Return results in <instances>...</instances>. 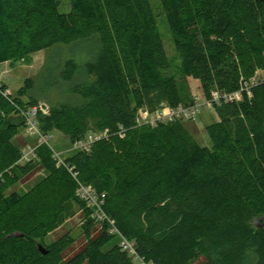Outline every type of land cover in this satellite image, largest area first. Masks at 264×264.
<instances>
[{
    "label": "trees",
    "instance_id": "trees-1",
    "mask_svg": "<svg viewBox=\"0 0 264 264\" xmlns=\"http://www.w3.org/2000/svg\"><path fill=\"white\" fill-rule=\"evenodd\" d=\"M69 2L63 13L59 0H0V65H30L46 52L41 73L16 97L0 86V264H138L120 237L92 218L49 145L18 164L22 110L41 100L50 108L37 117L44 136L60 132L75 144L108 131L90 153L76 151L65 164L106 195L105 213L139 258L264 264V0H160L179 79L150 0ZM188 79L200 82L206 101L219 95V121L206 127L210 147L184 120L154 127L136 121L140 110L192 106ZM236 94L239 100L226 98ZM38 167L47 173L29 191L6 195V186ZM74 207L86 215V244L69 256L74 236L46 239L75 216Z\"/></svg>",
    "mask_w": 264,
    "mask_h": 264
},
{
    "label": "rangeland",
    "instance_id": "rangeland-1",
    "mask_svg": "<svg viewBox=\"0 0 264 264\" xmlns=\"http://www.w3.org/2000/svg\"><path fill=\"white\" fill-rule=\"evenodd\" d=\"M59 1L61 3V12L68 13L71 9L69 0ZM150 1L157 19V25L160 34L164 41L168 58L172 63V67L177 75V78L179 79L181 77L179 72V67L181 64L172 41L168 24L161 8L160 0ZM31 61L32 62L30 65H27L26 62L17 63L14 67L11 66L10 62L0 65V86H5L7 88L6 93L8 96L12 95L13 97H16L17 92L24 86V83L27 79L36 78L39 76L46 62V52L42 51L34 54ZM258 76L264 78V71L259 72ZM186 90L188 92V96L193 98L195 102L197 101L201 106L207 103L206 99L204 98V94L199 81L188 79ZM53 99L54 101H56L58 100V97L54 96ZM27 100L28 99L25 98V101ZM41 104L48 105L47 101L45 100H41ZM29 108L30 107L26 106L22 111H26V113H28ZM218 121L219 117L215 112L214 107H208L206 105L201 108V112L196 119L185 120L184 124L187 126L190 133L200 145L210 147L211 141L206 131V127ZM48 140L50 148L54 150V152L60 154L61 158L64 161L70 154L76 152H68L69 150L73 149L74 144H71L70 139L63 133L54 132L49 136ZM41 141H43V138H35L33 136L31 137L26 129H22L19 136L14 140V143L23 151H27L30 147L34 148L41 145ZM46 173L47 171L43 167H38L34 172H32L29 176L23 178L15 186H6V195H10L13 192L24 193L29 191L38 181H40L46 175ZM0 183H3V180ZM73 209L74 212H76L75 216L72 219L68 220L60 229L49 235V237L46 239V244L49 245L66 234H71L72 236H74V238L76 239V244L70 251L69 256H72L73 254L80 251L86 244V237L83 231L86 215L83 210L79 209V207H74ZM96 229L97 232L95 233V235L99 234V232L101 231V228L98 226Z\"/></svg>",
    "mask_w": 264,
    "mask_h": 264
},
{
    "label": "built area",
    "instance_id": "built-area-1",
    "mask_svg": "<svg viewBox=\"0 0 264 264\" xmlns=\"http://www.w3.org/2000/svg\"><path fill=\"white\" fill-rule=\"evenodd\" d=\"M229 100L240 99V94H236L234 96L226 97ZM219 101V95L214 96V101L209 102L205 105H200L197 101L190 107L180 106L177 109H172L169 107L162 108L155 113H151L148 110H140L137 116V124L140 126L149 125V126H157L158 124H167L178 120H194L201 112V108L203 106L213 107L214 103ZM29 112L22 111V116L25 119L26 126L25 129L31 137L35 138H43V141L40 144L45 143L49 145V136L42 135L37 117L40 113L44 115H48L50 112L49 106L45 104H39L33 107H30ZM108 136V131H105L102 134H90L84 140L77 141L74 144V147L70 151H80L84 153H90L92 146L97 141L104 139ZM37 147L29 148L27 151H23V157L21 161L18 163L19 165H25L35 159H37L36 153ZM54 159L58 162V166H65L70 172L73 174L74 179L78 183L77 196L80 200L84 201L86 206L92 209V218L100 225L103 226L107 224L109 226V233L111 235H116L120 237L121 247L124 251L128 252L130 256H132L138 264H148L144 260L138 257L134 243L129 242L127 239L121 236L118 228L116 227V223L105 213V204H106V195L99 194L97 191L91 187L81 184V182L77 179V173L74 172L73 168H70L65 164V161L61 158V155L53 150Z\"/></svg>",
    "mask_w": 264,
    "mask_h": 264
},
{
    "label": "water",
    "instance_id": "water-1",
    "mask_svg": "<svg viewBox=\"0 0 264 264\" xmlns=\"http://www.w3.org/2000/svg\"><path fill=\"white\" fill-rule=\"evenodd\" d=\"M39 247V250L44 254V255H47L48 254V251L46 250V248L43 246V244H39L38 245Z\"/></svg>",
    "mask_w": 264,
    "mask_h": 264
},
{
    "label": "bare ground",
    "instance_id": "bare-ground-1",
    "mask_svg": "<svg viewBox=\"0 0 264 264\" xmlns=\"http://www.w3.org/2000/svg\"><path fill=\"white\" fill-rule=\"evenodd\" d=\"M216 93V92H215Z\"/></svg>",
    "mask_w": 264,
    "mask_h": 264
}]
</instances>
